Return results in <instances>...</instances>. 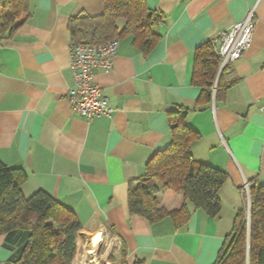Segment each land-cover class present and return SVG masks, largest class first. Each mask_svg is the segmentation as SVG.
<instances>
[{
  "label": "crops",
  "instance_id": "1",
  "mask_svg": "<svg viewBox=\"0 0 264 264\" xmlns=\"http://www.w3.org/2000/svg\"><path fill=\"white\" fill-rule=\"evenodd\" d=\"M146 4L165 15L154 27L159 37L151 52L142 53L133 35L125 34L112 66L95 68V80L115 108L112 116L89 120L68 96L76 84L70 20L103 14V0H30V17L0 40V160L26 171L25 197L43 190L76 213L81 229L75 264L88 250L110 264H214L236 214L247 207L242 186L264 184V0ZM252 9V43L225 73L233 84L222 99L198 108L196 49ZM180 106L191 109L187 122L201 134L191 145L194 158L227 171L229 179L218 192L217 217L194 209L176 230L171 218L151 223L131 215L128 190L170 142L169 115ZM158 198L169 211L184 201L166 191ZM30 236V229L0 234V262L18 260Z\"/></svg>",
  "mask_w": 264,
  "mask_h": 264
},
{
  "label": "trees",
  "instance_id": "2",
  "mask_svg": "<svg viewBox=\"0 0 264 264\" xmlns=\"http://www.w3.org/2000/svg\"><path fill=\"white\" fill-rule=\"evenodd\" d=\"M103 3L104 13L99 16L71 18V40L102 44L132 34L137 48L144 54L150 53L159 37L154 27L164 23L165 15L150 9L146 0ZM30 15V0H0V40L11 37ZM119 20L125 21L123 27ZM230 64L218 79L220 58L212 40L196 49L192 83L202 87L198 108L224 97L234 82L225 79ZM190 112L189 107L180 106L170 113V142L150 159L145 175L130 181L128 190L131 215L143 216L151 223L171 218L176 230L187 225L194 209L201 208L217 217L222 209L218 192L229 179L227 171L194 158L191 145L201 134L188 124ZM27 177L24 169L10 167L0 160V234L31 230L21 257L9 264H73L76 236L81 229L76 213L43 190L25 197L22 185ZM161 191L182 194L181 207L169 211L161 206ZM250 194L249 224L245 206L236 214L234 229L214 264H264V184L251 185Z\"/></svg>",
  "mask_w": 264,
  "mask_h": 264
},
{
  "label": "built area",
  "instance_id": "3",
  "mask_svg": "<svg viewBox=\"0 0 264 264\" xmlns=\"http://www.w3.org/2000/svg\"><path fill=\"white\" fill-rule=\"evenodd\" d=\"M254 30L255 9H252L242 21L234 24L229 30L220 33L212 40L215 51L220 58V71L243 56L252 43ZM118 48V38L102 44L73 41L70 43V66L76 84L69 89L68 96L73 109L89 120L95 117L112 116L115 112V108L110 105L108 98L104 95L102 87L95 80V68H110ZM242 192L247 198V220L249 224L251 206L249 182L244 183ZM93 253V250H88L86 255L81 253L78 264H103L100 258L91 256L94 255ZM0 264L9 263L0 262ZM73 264L75 263L73 262ZM105 264L110 263L107 261Z\"/></svg>",
  "mask_w": 264,
  "mask_h": 264
},
{
  "label": "bare ground",
  "instance_id": "4",
  "mask_svg": "<svg viewBox=\"0 0 264 264\" xmlns=\"http://www.w3.org/2000/svg\"><path fill=\"white\" fill-rule=\"evenodd\" d=\"M96 245L100 242L101 238L96 239Z\"/></svg>",
  "mask_w": 264,
  "mask_h": 264
},
{
  "label": "water",
  "instance_id": "5",
  "mask_svg": "<svg viewBox=\"0 0 264 264\" xmlns=\"http://www.w3.org/2000/svg\"><path fill=\"white\" fill-rule=\"evenodd\" d=\"M221 72H222V70H221L220 73H219L218 79H219V77H220ZM214 101H215V99H214ZM250 210H251V206H250Z\"/></svg>",
  "mask_w": 264,
  "mask_h": 264
}]
</instances>
